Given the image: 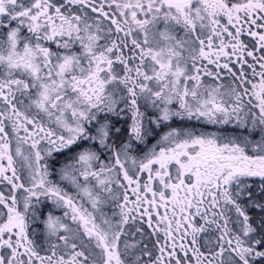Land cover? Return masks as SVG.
<instances>
[{
    "label": "snow or ice",
    "instance_id": "1",
    "mask_svg": "<svg viewBox=\"0 0 264 264\" xmlns=\"http://www.w3.org/2000/svg\"><path fill=\"white\" fill-rule=\"evenodd\" d=\"M0 264H264V0H0Z\"/></svg>",
    "mask_w": 264,
    "mask_h": 264
}]
</instances>
